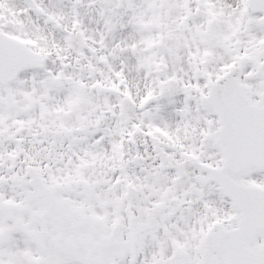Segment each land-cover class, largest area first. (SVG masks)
Returning <instances> with one entry per match:
<instances>
[{
    "label": "snow or ice",
    "instance_id": "6c2138e0",
    "mask_svg": "<svg viewBox=\"0 0 264 264\" xmlns=\"http://www.w3.org/2000/svg\"><path fill=\"white\" fill-rule=\"evenodd\" d=\"M0 264H264V0H0Z\"/></svg>",
    "mask_w": 264,
    "mask_h": 264
}]
</instances>
